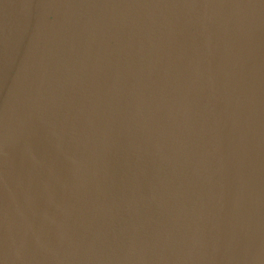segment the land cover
Here are the masks:
<instances>
[{
    "label": "water",
    "instance_id": "water-1",
    "mask_svg": "<svg viewBox=\"0 0 264 264\" xmlns=\"http://www.w3.org/2000/svg\"><path fill=\"white\" fill-rule=\"evenodd\" d=\"M0 264H264V0H0Z\"/></svg>",
    "mask_w": 264,
    "mask_h": 264
}]
</instances>
